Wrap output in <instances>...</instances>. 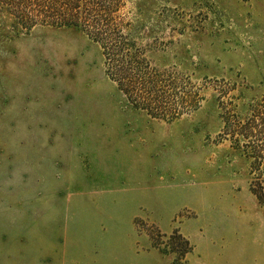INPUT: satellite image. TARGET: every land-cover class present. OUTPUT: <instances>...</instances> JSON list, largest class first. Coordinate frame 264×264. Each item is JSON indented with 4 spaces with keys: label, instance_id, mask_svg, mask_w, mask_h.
Masks as SVG:
<instances>
[{
    "label": "rangeland",
    "instance_id": "rangeland-1",
    "mask_svg": "<svg viewBox=\"0 0 264 264\" xmlns=\"http://www.w3.org/2000/svg\"><path fill=\"white\" fill-rule=\"evenodd\" d=\"M260 188L264 0H0V264H264Z\"/></svg>",
    "mask_w": 264,
    "mask_h": 264
},
{
    "label": "trees",
    "instance_id": "trees-1",
    "mask_svg": "<svg viewBox=\"0 0 264 264\" xmlns=\"http://www.w3.org/2000/svg\"><path fill=\"white\" fill-rule=\"evenodd\" d=\"M67 20H69V19H67ZM253 193H254V195L256 196V199H257V201H258V203L262 206V207H264V191H262V189L260 188V189H257V190H253Z\"/></svg>",
    "mask_w": 264,
    "mask_h": 264
}]
</instances>
